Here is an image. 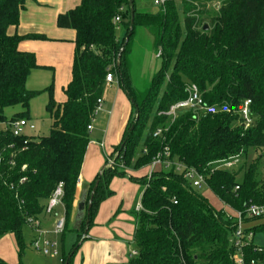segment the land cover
<instances>
[{
  "label": "trees",
  "instance_id": "trees-1",
  "mask_svg": "<svg viewBox=\"0 0 264 264\" xmlns=\"http://www.w3.org/2000/svg\"><path fill=\"white\" fill-rule=\"evenodd\" d=\"M26 1L0 0V237L12 233L23 246L24 224L29 218L47 215L48 200L62 183L65 228L61 235L76 231L72 252L78 249L87 215L80 230L70 228V218L90 143L88 126L97 115L107 74L112 73L136 116L130 118L121 142L111 151V155L117 154L116 164L106 162L91 184L87 203L99 179L88 227L99 204L112 193L111 180L149 166L169 146L173 160L206 176L207 190L221 206H215L174 167L155 170L151 176L129 174L144 189V210L135 213L138 253L127 264H235L236 248L230 240L236 221L234 216L228 217L223 205L243 210L250 202L264 204V184L257 179L259 161L231 170L221 164L238 160L250 147L260 152L259 158L264 154V0H220L214 13L206 8L210 0H165L155 12L138 10L133 0L131 35L129 0H81L57 17L59 27L76 31L72 80L65 88L66 101L59 105L53 100L51 86L27 88L31 72L39 65L34 53L19 49L22 40L46 36L8 32L18 25ZM116 16L121 18L119 24L114 22ZM121 24L125 33L118 38ZM136 27L151 32L162 59L144 96L138 95L128 61ZM190 83L198 86L204 103L216 111L184 109L174 120L160 114L187 97ZM43 90L50 93L46 109L53 118L48 135L15 136L2 128L3 123L16 119L30 120L31 100ZM246 99L252 102L253 119L247 128L240 114ZM17 106L19 112L6 115L7 108ZM159 127L167 128L164 139L153 135ZM251 229L264 237V222ZM243 251L248 260H264V246L255 240ZM0 264L10 263L0 258Z\"/></svg>",
  "mask_w": 264,
  "mask_h": 264
},
{
  "label": "crops",
  "instance_id": "crops-1",
  "mask_svg": "<svg viewBox=\"0 0 264 264\" xmlns=\"http://www.w3.org/2000/svg\"><path fill=\"white\" fill-rule=\"evenodd\" d=\"M80 2L81 0H27L25 8L20 14L18 25L8 29L11 35L36 33L46 36V39H25L19 43V49L21 51L32 52L36 55L39 65L38 68H35L31 72L27 81V88L29 90H42L52 84L55 87L56 96L60 99L59 101L61 104L66 101L67 97H62L59 93H62V89L65 90L72 80L73 60L76 50V31L72 28L59 27L57 25V17L59 14L73 9ZM138 10L143 11L142 9ZM119 31L121 33L120 25L117 27L118 38H120L118 35ZM115 86L117 88L115 92L116 98L112 106L107 110L110 113V117L106 127L102 130V139H91L86 150L76 187V200L73 207V215H75L74 220L76 219L79 201L84 196H86V199L88 198L91 184L96 179L98 170L102 165L98 151L95 150L94 146L98 144L102 148H105V145L109 144V148L112 151L122 140L123 135H120V130L124 125L126 128L130 120L131 115L125 123H122V121V124L118 122L125 117L126 102L123 101V98H125L123 94L126 95V93L119 86L116 78L113 82H108L106 84L107 89L115 88ZM35 98H33L30 103V121L36 125L34 120L37 116L34 110ZM106 99L107 95L104 93L102 98L103 105L98 113L103 108L105 110L104 104L106 103ZM46 105L47 103L45 104V108ZM119 107H121L122 111L117 119L116 113ZM19 111L20 109H16L15 113ZM116 126L119 127L118 130L116 129L115 131ZM95 130L96 126L93 125V129L90 133ZM29 134L33 135V132H29ZM148 172L149 166L139 170H128L130 175L139 177L148 174ZM117 182H120L119 179L112 180L110 186L112 193L99 204L93 217V224L88 228L86 238L79 242V247L74 253L71 251V260L74 256L73 264H127L131 257V253L136 250L134 248V233L137 221L135 217H130L129 212L132 207H129L139 196L141 197H139V200L142 199L144 189L143 187L139 188L138 185L130 186L129 183L125 184L124 189L117 188ZM60 209L61 211H59ZM133 210L135 214L137 212L136 205L133 206ZM55 211L56 213L44 215L39 219L41 228L48 231L46 235L42 236V246H44L45 240H51V235L57 236L50 233L56 220H53V217L57 218L59 215H63L64 211L61 206L56 208ZM66 234L64 236L65 238ZM38 237V233L36 232L34 239ZM75 241L73 242V240H71L72 247Z\"/></svg>",
  "mask_w": 264,
  "mask_h": 264
},
{
  "label": "rangeland",
  "instance_id": "rangeland-1",
  "mask_svg": "<svg viewBox=\"0 0 264 264\" xmlns=\"http://www.w3.org/2000/svg\"><path fill=\"white\" fill-rule=\"evenodd\" d=\"M136 1V7L138 9H142L143 11H150V12H155L159 9V5H156L154 3L155 0H135ZM178 3H180L181 0H176ZM200 9L203 8V5L201 3H198ZM221 6V1L220 0H210L206 3V8L208 11L214 13L219 10ZM197 6V9H199ZM121 27V33L120 31L118 32V35L120 38L123 37L125 33V27L123 24L120 25ZM12 29V28H11ZM158 49L153 43V35L151 32H149L147 29L144 27H136L135 29V34L132 37V41L130 44V51H129V56H128V61H129V66H130V71L132 74V79L134 86L136 90L138 91V95L144 96L146 94V91L148 89V86L150 82L152 81L154 75L157 73V71L160 69L162 66V59L158 56ZM52 87V97L56 105L61 104L60 99H58V96H56L55 93V87L54 85L50 84L48 87ZM116 86L115 88H105V95H107L106 103L105 105V110L104 108L96 115L93 125L96 126V130L94 132L90 133V140L91 139H102V130L107 125V122L110 117V113L107 111L115 101V92H116ZM123 93V92H122ZM59 95H62V97H66L65 90L62 89V93H59ZM125 98H123L126 103V111H125V117L123 120H119L118 122L125 123L129 116L132 119L136 116L135 112L136 110L133 108L132 102L125 94H123ZM50 93L46 90H43L36 98H35V113H37L35 117V122H36V129L31 131L33 132V136L35 137H41V136H46L49 134L50 129L53 124V118L50 113H48L47 109L45 108V104L49 100ZM46 101V103H45ZM16 109H20V107H10L5 110L6 115L12 116V114L15 113ZM121 107L118 108V111L116 113L117 119L118 116L121 114ZM97 121V122H95ZM121 123V124H122ZM119 126L115 127L118 130ZM1 129V125H0ZM125 129V125L122 127L120 130L121 134L123 135ZM94 146L95 150L98 151V154L100 156V159L102 161V165L98 170V174L101 170V168L106 164L107 162V156L111 153V149L109 148V144L105 145V148L99 146ZM260 152L256 151L254 148L250 147L246 154L242 157H240L238 160L235 161V164L229 168L231 169H239L241 167H244L246 165H249L253 162L259 161V173L257 172V179L258 177L261 178L263 184H264V154L262 158H259ZM162 166H156L154 170L162 169ZM150 170V168H149ZM119 179L120 182L116 183L117 188H122L124 189L125 184L129 183L130 186L132 185H138L139 188H141V184L138 182L131 180L129 178V173L126 176H115L112 180H117ZM111 180V182H112ZM110 182V186H111ZM240 183V182H239ZM199 192L206 194V196L210 199V201L215 205L220 207V203L216 200V198L207 190V186L203 185L201 188H197ZM140 190V189H139ZM141 195V193H140ZM140 197V196H139ZM139 197L137 200L135 199L133 203L130 205L129 208H131V211L129 212L130 217L134 218V210L133 206H135L140 200ZM141 198V197H140ZM138 201V202H136ZM59 208V207H58ZM133 210V211H132ZM61 211V209L59 210ZM61 213V212H60ZM73 211L71 213V218H70V228L74 226L75 220H74ZM56 218L53 217V220ZM54 222V221H53ZM259 222H264V218L260 220H256L253 222L259 223ZM66 238L62 235L58 236H52L50 237L51 240H56L57 242V249L59 251V254L56 256L53 255H46L44 254L41 250L37 249L34 246V241H35V236L36 232L33 229V227L26 222L23 226L22 230V236H23V242L24 245L20 246L16 236L12 233H7L0 237V257L7 262L11 264H16L21 260V264H68V259L70 258V254L72 251V245H71V240L73 242L76 240V231H68L66 232ZM72 242V243H73ZM76 242V241H75ZM255 242L258 245L264 246V237L262 234H257L255 237ZM79 244V243H78ZM71 245V247H70ZM135 248V245H134ZM74 263V256L73 259L71 260L70 264Z\"/></svg>",
  "mask_w": 264,
  "mask_h": 264
},
{
  "label": "built area",
  "instance_id": "built-area-1",
  "mask_svg": "<svg viewBox=\"0 0 264 264\" xmlns=\"http://www.w3.org/2000/svg\"><path fill=\"white\" fill-rule=\"evenodd\" d=\"M165 2V0H155L154 3L156 5H161ZM123 9V8H121ZM121 18L120 16H116L114 18L115 23H120ZM161 51L158 52V56H160ZM115 77L112 73H108L106 77L107 82H113ZM187 97L185 99L179 100L172 104L168 110L160 112V114H164L169 116L172 120H174L180 111L184 109H192L197 112H212L214 113L216 109L214 107H208L203 100L202 93L200 92L198 86L194 83H190L186 87ZM251 100L246 99L243 102V105L240 110V114L242 117L243 125L247 128L249 127L253 119L251 117ZM103 100L98 99V107L95 111V115L98 111L102 108ZM94 121V120H93ZM93 121L89 124L88 129L91 131L93 129ZM2 128L7 130L10 129L15 136L20 135H30L29 132L36 129L35 123L32 121L21 118L16 119L10 122H6L2 124ZM167 131V128L159 127L154 131V137H163L164 133ZM144 153H146V149H144ZM115 155L109 154L107 156V163L108 166H114L115 163ZM236 160L230 159L226 162H223V166L225 167H232L235 164ZM156 166H162L165 169H170L174 167L177 172L183 173L184 177L190 181L191 186L194 188H201L203 185L207 186L206 183V176L192 167H187L185 164L179 161H175L171 158V151L169 146H164L163 149L156 154L153 161L149 165V172L148 175L151 176L152 172H154ZM25 178L21 180L23 182ZM236 190L239 189V185H236ZM62 197H63V184L59 183L56 189L54 190L52 196L48 200L45 212L47 214H52L56 208L62 206ZM224 211L230 217L231 215L234 216V220L236 221V230L234 231L231 237V244L234 248H236V253L234 254L233 260L235 264H264V260L260 259H251L248 260L244 251L243 247L248 243H252L255 240L256 234L251 229L253 227L254 221H246V219H259L264 217V204H256L254 202H250L245 204V208L243 210H236L228 205H223ZM144 210V206L142 201L140 200L136 204V211L140 212ZM28 223L33 227V229L38 233V238L34 241V246L41 250L46 255H53L56 256L59 254L57 249V242L56 240H45L44 246L41 245V239L43 235L48 233L47 230H43L41 228V222L39 219H28ZM256 224V223H255ZM65 228V216L59 215L54 223L53 229L50 233L54 235H61ZM257 250L261 251V247H257ZM137 251L134 250L131 253V256L137 255Z\"/></svg>",
  "mask_w": 264,
  "mask_h": 264
},
{
  "label": "water",
  "instance_id": "water-1",
  "mask_svg": "<svg viewBox=\"0 0 264 264\" xmlns=\"http://www.w3.org/2000/svg\"><path fill=\"white\" fill-rule=\"evenodd\" d=\"M129 7H130V31H129V35H131L132 30H133L134 13H135L133 0H129ZM204 29L207 30L208 29V25H205ZM119 57H120V55H119ZM102 170L99 173L100 175L102 174ZM98 184H99V179L96 180L95 185L93 186V189H92L91 194H90L89 202L87 203L86 196H84L79 201L78 206H77V214H76L75 224L73 226L75 229H77V230L81 229V226L83 224L84 218L87 215V218L85 220V223H86L87 226L84 229V233L82 235L81 241L86 238V235H87V232H88V228H89L88 227V224H89L88 215H89L90 209L92 207V201H93L94 193H95V191H96V189L98 187Z\"/></svg>",
  "mask_w": 264,
  "mask_h": 264
}]
</instances>
